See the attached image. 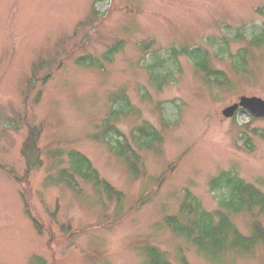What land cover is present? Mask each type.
Masks as SVG:
<instances>
[{
	"label": "rangeland",
	"instance_id": "rangeland-1",
	"mask_svg": "<svg viewBox=\"0 0 264 264\" xmlns=\"http://www.w3.org/2000/svg\"><path fill=\"white\" fill-rule=\"evenodd\" d=\"M260 35L264 0H0V264H146L147 246L171 264H264V245L212 261L165 223L187 192L219 209L228 189L212 183L223 174L264 193V119L223 115L241 97L264 100V39L251 43ZM196 49L223 86L197 69L187 54ZM87 56L102 68L79 66ZM153 72L164 74L159 84ZM120 93L131 110L113 124L139 156L135 172L110 147L118 137H104ZM143 126L161 141L139 142ZM31 129L39 155L28 169ZM70 150L122 200L78 177L75 189L60 181ZM252 220L234 223L247 236Z\"/></svg>",
	"mask_w": 264,
	"mask_h": 264
},
{
	"label": "trees",
	"instance_id": "trees-1",
	"mask_svg": "<svg viewBox=\"0 0 264 264\" xmlns=\"http://www.w3.org/2000/svg\"><path fill=\"white\" fill-rule=\"evenodd\" d=\"M263 39L264 35H260L255 37L251 43L259 48L263 44ZM123 46V41H117L107 50L103 60L112 63ZM202 51L196 49L189 51L187 54L193 57L197 69L204 74L210 83L213 82L212 84L219 87L223 86L225 75L210 68L208 54L205 52L202 54ZM174 54L178 55L176 51H174ZM78 64L79 66L102 68L98 59L93 60L88 56L79 59ZM152 76L157 84L164 79V74L162 73L153 72ZM114 101L120 105L118 108L111 110L106 118L104 137L111 140L115 136L118 137V139L114 140L115 145L112 142L110 147L135 172L139 156L130 148L126 136L118 131L113 124L117 118L131 110L130 103L124 93L116 95ZM135 135H137L136 139L139 142L141 141L147 148L153 147L154 143L161 141L159 133L151 127H139L136 129ZM23 155L27 161L28 169L32 168L33 157L37 160L39 155L38 135L35 129L30 131ZM53 156L58 158L62 155L59 152H54ZM66 157L68 168H63L60 171V181L66 182L68 187L75 189L78 186L76 184V178L78 177L86 183H91L97 190L101 189L109 200H122V193L116 191L110 183L100 177L92 162L85 155L76 150H70ZM212 186L213 188L222 186L221 188L228 189L229 196L219 201V209L215 212L206 211L199 200L187 192L184 196L179 216L166 218L165 223L168 228L192 244L208 259L217 262L221 261V257L225 252L248 254L259 246L264 245V226L260 221V217L264 215L263 191L231 174L219 176L213 181ZM244 214L253 218L250 235L247 236L242 234L234 223L236 216ZM34 223L38 231L41 232L36 220ZM143 251L146 257V264H171L165 253L154 246H147ZM183 261L186 264L185 258H183Z\"/></svg>",
	"mask_w": 264,
	"mask_h": 264
},
{
	"label": "water",
	"instance_id": "water-1",
	"mask_svg": "<svg viewBox=\"0 0 264 264\" xmlns=\"http://www.w3.org/2000/svg\"><path fill=\"white\" fill-rule=\"evenodd\" d=\"M240 109L251 113L257 119H264V100L257 97H241L238 103L227 108L223 115L233 118Z\"/></svg>",
	"mask_w": 264,
	"mask_h": 264
}]
</instances>
